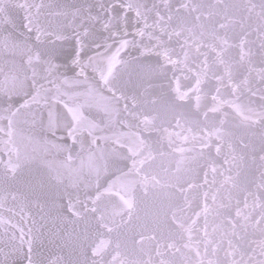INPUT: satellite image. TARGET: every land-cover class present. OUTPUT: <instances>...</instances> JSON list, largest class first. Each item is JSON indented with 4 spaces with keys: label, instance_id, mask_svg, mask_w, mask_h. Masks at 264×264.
I'll return each instance as SVG.
<instances>
[{
    "label": "snow or ice",
    "instance_id": "obj_1",
    "mask_svg": "<svg viewBox=\"0 0 264 264\" xmlns=\"http://www.w3.org/2000/svg\"><path fill=\"white\" fill-rule=\"evenodd\" d=\"M0 264H264V0H0Z\"/></svg>",
    "mask_w": 264,
    "mask_h": 264
}]
</instances>
